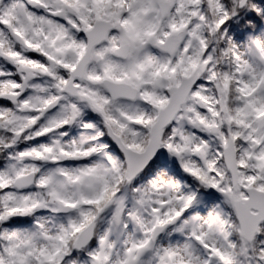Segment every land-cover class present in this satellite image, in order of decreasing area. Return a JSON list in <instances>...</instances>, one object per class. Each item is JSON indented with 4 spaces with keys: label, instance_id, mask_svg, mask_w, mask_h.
I'll return each instance as SVG.
<instances>
[{
    "label": "snow or ice",
    "instance_id": "snow-or-ice-1",
    "mask_svg": "<svg viewBox=\"0 0 264 264\" xmlns=\"http://www.w3.org/2000/svg\"><path fill=\"white\" fill-rule=\"evenodd\" d=\"M0 264H264V0H0Z\"/></svg>",
    "mask_w": 264,
    "mask_h": 264
}]
</instances>
